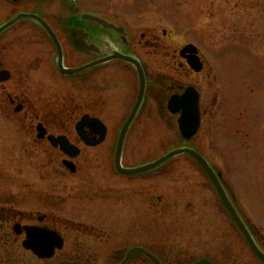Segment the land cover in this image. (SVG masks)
<instances>
[{"label": "rangeland", "instance_id": "obj_1", "mask_svg": "<svg viewBox=\"0 0 264 264\" xmlns=\"http://www.w3.org/2000/svg\"><path fill=\"white\" fill-rule=\"evenodd\" d=\"M74 1L75 6L68 0H16L18 6H13V0H0V25L17 12H27L53 18L65 30L70 15L108 9L124 17L125 21L120 20L128 21V27L137 28V37L132 38L135 43L127 51L136 53L144 63L151 50L144 44L139 46L141 33L158 36L157 50L165 58L184 45L197 47L207 68L217 75L218 82L208 81L204 89L217 93L221 101L214 115L204 117L196 136L185 142L179 134L177 116L167 112L166 103H144L128 132L122 167L152 163L180 147L203 153L264 250V0ZM54 53L42 30L27 19L0 36V70L12 75L0 85V206L13 204L21 209L28 205L33 212L40 211L41 186L57 180L61 210L73 222L109 229L111 247L125 242L126 249L143 246L182 254L189 251L191 259L207 257L216 264H262L189 157L176 156L137 177L115 172L113 147L132 104L120 91L126 93L134 87L116 74L110 81L109 103L101 99L86 103L81 96L76 100L72 87L86 73L74 78L61 77L57 71L54 75L49 65L53 55L56 57ZM45 56L52 59L44 60ZM88 60L83 57L76 61L68 55L65 66ZM156 60L159 75L167 74L162 64L167 66L169 61L161 57ZM109 69L120 71L113 64ZM55 76L61 79L55 81ZM98 77L97 96L103 90L102 74ZM151 82L155 83V77L151 76ZM43 89L53 97V103H44ZM6 94L20 101L31 99L33 103L28 105H33L40 116L57 118L53 134L66 132L74 140L75 124L83 115H91L107 127L106 140L93 149L80 146L77 171L70 174L61 167L64 158L58 153L52 156L50 151L43 153L30 144L32 135L27 130L36 122H25L24 112L15 113L10 103H2ZM52 159L55 167L48 165ZM0 264L37 263L30 254L9 244L8 233L0 228Z\"/></svg>", "mask_w": 264, "mask_h": 264}, {"label": "flooded vegetation", "instance_id": "obj_2", "mask_svg": "<svg viewBox=\"0 0 264 264\" xmlns=\"http://www.w3.org/2000/svg\"><path fill=\"white\" fill-rule=\"evenodd\" d=\"M12 5L18 6L16 4V0H13ZM70 5L73 6L72 4ZM86 14L101 19L109 25H112V27L105 29L95 22L82 20L80 17L81 14H77L67 17L64 30L62 25L57 24V22L54 23L53 18L47 19L43 16H40L53 30L56 38L60 43L63 56V65L65 68L79 69L88 65L91 66L87 70L77 73L72 77L74 78L86 73V75L80 78L77 81L76 85L72 87L73 90H75L74 92L76 100L79 96H81V98H83L86 103H97L99 102V99H101L103 103L108 102L109 98L111 97V78L120 74L127 80L129 84H131L132 88L134 87L133 90H128L126 93L124 92V90L120 91V94L126 99L127 103H132L123 122L125 123L127 121L129 116L131 115L135 103H137L139 98L140 77L137 68L132 63L121 60L120 58H114L119 55L136 60L141 66L144 74L145 88L143 93L141 94L142 104L134 118L133 123L136 122L144 103H148L149 101H151V103H166V110L169 113L167 109L168 103L173 100V102L176 103L177 100L185 98V96H187V99L190 101V103H194V96L197 97L201 121L206 116L212 117L214 115L217 103H221V101L219 100V96L217 95V93H206L204 89L208 81L211 83L215 82L216 84L218 82V79L217 75L213 74V70L207 68V62L205 60V57L201 53L199 54V62L202 66V70L199 73H196L190 68L188 60L180 56V50L170 54L167 53L168 56L166 55L167 57L165 58V56L157 50L159 47L158 36L155 34L146 35L141 33L139 46H142L141 44H144V47L146 49L151 50L147 52V62L144 63L136 53L127 51V49L131 48V46H133L135 43L132 38L136 39L137 37L136 35L138 30L136 27L133 28L132 25L128 27V25L126 24L128 21L122 23L120 20L122 19L125 21L126 19L124 17L119 14L112 13V11L108 9H106L104 12L97 9H90V11L86 12ZM13 16H15V14H13ZM32 22L35 23L34 21ZM36 25L42 30L47 39H49L51 47L54 49V54L56 55V57L54 58L53 55V60H55H52L51 64L49 63L52 72L54 73V75H56L55 73L57 71L61 77H64L58 70L56 60L57 52L54 45L52 44L51 39L42 27H40L38 24ZM162 35L166 37L165 32H162ZM103 43L106 45L105 47L103 46ZM68 55H71L76 61L80 60V58L83 57L89 60L87 62H84V64L81 63V65L79 63L74 66L67 67L65 66V60L67 59ZM157 57H161L163 60L166 59L169 61L168 63H166L167 66H164V63L162 64V67L167 70V74L159 75L156 60ZM49 58L50 57L45 56L44 60ZM107 59L111 60L107 61ZM101 61L105 62L100 63ZM111 64H113V67L120 69V71L116 73L115 69H109V65ZM110 70L112 71V75ZM3 71L8 70H0V72ZM8 72L10 73V71ZM99 73L102 74L100 80L102 81L103 90L101 93L102 95L99 94L97 96L95 93V82L96 79L99 80ZM151 76L155 77V83L151 82ZM11 77L12 75L10 73V79ZM57 79L61 78H57L55 76L54 80L58 81ZM117 79V77L114 78L115 81H117ZM2 84L4 83H0V85ZM82 91H84V95H81ZM43 95V100H45L44 103H53V97H50L51 95L48 96L47 94H45V89H43ZM5 96L7 100L2 103H10L11 107H15V113L24 112L25 122H27L28 120L30 124L32 121L36 122V125L33 127V129L32 126H30L28 127L29 130H27V133L32 135V138L28 140L30 141V144L34 147L41 148L39 150L43 151V153H47L50 151L49 153H53L52 156H55L56 153H58L61 157L64 158L61 159V167L64 170L67 171V169L64 167V162H70L76 166L75 161L82 154L80 146L88 149L95 148L86 146L85 142L76 133L75 126L79 121L74 126V140L67 134H65L66 132H63V134H53L51 131L57 129L55 127L57 125L56 122H58L57 118H54L52 116H40L36 112L33 105H28V103H33L31 99H24L23 101H20L18 97H13L9 94H6ZM156 107H158V104H156ZM150 115L151 117H153L152 113H150ZM38 125H41L43 130H45L46 132V134H44V136L41 138L39 137V133L37 131ZM84 131L85 137L90 143L96 142L99 139L97 129L93 127L85 128ZM49 136H53L55 138H58L60 136L65 137L70 145L80 150V154L76 158H70L60 150L59 146H54L49 141ZM105 140L103 141V143L105 142ZM113 151L115 152V145L113 147ZM199 153L204 156L203 153ZM122 154H124V148ZM51 161L53 163L51 162L48 165L50 167H55V160L52 159ZM56 170L59 169L56 168ZM56 181L57 180H55V182L53 183L51 182L47 185L45 184L44 186H41L44 187V190L42 188L39 193V200H41V202L39 203L38 207H40V211L33 212V209L30 210L28 205L27 207L21 209L15 208V205L13 204H3L0 206L1 231H5L8 233L9 244H13L18 248V250L21 249L22 251L30 254L35 263L156 264L146 255V253H149L153 257H155L160 264H197L203 260L208 261L210 264H216L214 260L212 261L207 257L201 259H191L192 256L190 255L189 251L187 254H182L173 249H148L143 246L133 247L143 249L144 253H141L140 256H138L141 259L136 257L134 259L128 260L127 253L130 249L133 248L130 247L129 249H126L127 245L125 244V242L124 244H117L116 246L111 247V235L109 229L88 227L86 226V224L83 225L79 221L73 222L70 220L69 215L61 210L62 197L60 194L56 195V193H58L56 192L57 190L61 191V186L60 183ZM47 188H50V190H48ZM2 198L3 196L0 195V199ZM47 199L49 201H47ZM25 227H33L36 230L42 231L43 235L40 242L41 249L47 250V246L54 244H60V248H55L50 258H37L31 252V250L23 248V243L27 240Z\"/></svg>", "mask_w": 264, "mask_h": 264}, {"label": "water", "instance_id": "obj_3", "mask_svg": "<svg viewBox=\"0 0 264 264\" xmlns=\"http://www.w3.org/2000/svg\"><path fill=\"white\" fill-rule=\"evenodd\" d=\"M21 18H28V19L34 20L40 26H42L44 28V30L48 33V35L52 39V41H53V43H54V45L58 51V68L62 74L71 77V76L75 75L76 73H80V72L87 70L89 68V66H86V67L79 68V69H65L63 67V64H62V50H61V47L58 43V40L56 39L52 30L46 25V23L36 15L20 14V15L16 16L14 19L9 21L7 24L0 27V34L3 33L6 29L13 26ZM81 18L83 20H90V21L96 22L97 24L101 25L104 28H111L112 27V25H109L105 21L100 20V19L95 18V17L84 15ZM185 54L191 55V57L188 58V63L190 65V67L194 71L200 72L202 68L198 64L199 63V58L197 56L198 50L194 46L189 45L181 51V56L183 58H185ZM114 58H118V59L120 58L122 60H125V61H128V62L135 64L137 69H138L139 76H140V95H139L138 102L136 103L135 108H134L131 116L129 117V119L127 120L125 125L123 126V128L120 132V135H119V139H118V143H117V149H116V155H115L116 170L119 173H121L122 175L138 176V175L148 173L152 170H155L156 168L160 167L161 165L165 164L167 161L171 160L172 158H174L178 155L186 154V155L190 156L197 163V165L202 169V171L205 173V175L207 176V178L211 182V184L214 187L216 193L218 194L225 210L227 211L228 215L230 216V218L232 219V221L234 222V224L236 225L238 230L244 236L247 243L250 245L252 251L264 263V253L258 248L257 244L255 243L253 237L249 233L244 222L242 221L239 214L237 213V211L233 207L232 203L230 202V200H229L218 176L215 174V172L212 170V168L209 166V164L204 160V158H202L198 153H196L193 150L187 149V148H181V149L170 152L169 154L165 155L164 157L160 158L159 160H157L151 164H148V165H144V166L133 168V169H126V168H123L121 166V155H122V149L124 146V141H125L128 129L131 126L133 119L135 117V114L138 111V108L141 104L140 103L141 94H142V91L144 89L145 82H144V76H143L142 69L140 68L139 64L135 60L130 59L128 57H122L119 55H117ZM108 60H111V59H107V61ZM102 62H105V61H101L100 63H102ZM9 79H10V73L9 72H7V71L0 72V83L6 82ZM193 100H194V103H190V101L187 99V96H185V98L177 100L176 103L173 102L174 100L171 101L168 105V109H169L170 113L180 114V118L178 120V127L180 130L181 136L185 141L191 140L197 134V132L200 128L199 103H197V97L196 96L193 97ZM92 127L97 129L99 139L96 142L90 143L87 140V138L85 137V131L84 130H85V128H92ZM75 130H76V133L78 134V136L85 142V144L87 146H90V147L98 146L99 144H101L105 140V137H106V127L98 119L91 118L87 115L83 116L81 118V120L76 124ZM37 131L39 133L40 138L43 137L44 134H46L45 130H43L41 125H38ZM48 139L54 146H59L60 150L64 154L69 156L70 158H75L80 154L79 150L76 147L70 145L68 140L65 137L54 138L53 136H49ZM64 165L70 170L71 173H75L76 170H75V167L72 163L64 162ZM25 231L27 234V240L23 243V247L26 248L27 250H31L33 252V254L36 255L37 257H39L40 259L41 258L42 259L50 258L53 254L54 248H56V247L60 248V246H61L60 244L59 245L54 244V245L47 246V250H43L40 247V242H41L42 235H43L42 231L36 230L34 228H27V227H25ZM55 245H56V247H55ZM141 252H142V250H140V249H133L128 253L127 259H132V258L138 256ZM147 256L150 259H152L156 264H160L158 262V260H156L150 254H147ZM198 264H209V263L204 261V262H201Z\"/></svg>", "mask_w": 264, "mask_h": 264}, {"label": "bare ground", "instance_id": "obj_4", "mask_svg": "<svg viewBox=\"0 0 264 264\" xmlns=\"http://www.w3.org/2000/svg\"><path fill=\"white\" fill-rule=\"evenodd\" d=\"M103 46L105 47L106 45L103 43Z\"/></svg>", "mask_w": 264, "mask_h": 264}]
</instances>
